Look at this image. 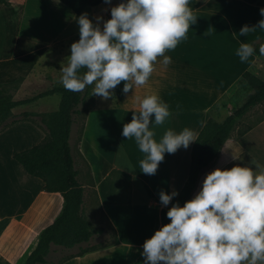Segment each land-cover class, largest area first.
<instances>
[{
  "label": "crops",
  "instance_id": "obj_1",
  "mask_svg": "<svg viewBox=\"0 0 264 264\" xmlns=\"http://www.w3.org/2000/svg\"><path fill=\"white\" fill-rule=\"evenodd\" d=\"M3 1L0 85L22 78L15 96L24 89H33L30 91L37 95L61 87V64L71 54L70 45L79 39L77 19L87 13L96 23L94 7H85L76 15L57 0ZM39 7L46 9L43 17ZM189 7L197 20L190 26L187 38L165 52L171 63L164 66L163 57H158L147 83L133 86L127 94L122 92L121 82L110 90L113 95L109 101L93 96L81 121L75 120L72 125L69 146L76 178L83 189L81 215L91 224L92 243L88 250L58 264H143L141 246L161 227L160 214L167 211L159 203V191L180 193L187 180L194 142L187 149L166 153L155 175L139 171L138 161L143 154L134 139L121 135L123 124L131 122L132 113L139 111L137 97L154 94L169 106L170 117L154 128L157 141L169 128L176 132L189 128L196 140L208 120L221 125L250 97L252 91L241 77L243 72L264 80V56L254 54L241 62L236 55L241 42L256 43L264 39V31L256 29L246 37L234 35L242 26L253 27L264 18L259 13L264 0L253 5L239 0H189ZM29 8L34 19L28 23L24 19ZM7 10L15 13V21L9 19ZM55 95L60 102V95L53 94L18 106L12 114H30L35 108H39V115L55 112L59 103L54 109L53 99L49 100ZM261 105L253 106L229 124L227 141L213 164L200 174L191 198L199 191L205 175L215 168L240 165L255 170L252 161L264 170ZM46 107L51 109L47 113ZM16 121L0 132V261L9 264L23 262L40 233L59 215L63 202L59 193L45 191L43 182L26 174L13 159L14 153L37 145L45 137L38 126L41 123L29 118ZM104 223L114 232L113 239L105 242L97 234Z\"/></svg>",
  "mask_w": 264,
  "mask_h": 264
},
{
  "label": "clouds",
  "instance_id": "obj_2",
  "mask_svg": "<svg viewBox=\"0 0 264 264\" xmlns=\"http://www.w3.org/2000/svg\"><path fill=\"white\" fill-rule=\"evenodd\" d=\"M259 13L264 17V7ZM110 17H96L93 23L85 13L77 19L79 39L70 45L71 54L59 70L65 90L78 93L93 86L92 96L107 100L121 82L125 94L145 85L157 58L169 65L171 57L165 52L186 39L197 20L189 0H121L110 8ZM256 29L264 31V18L234 35L246 37ZM256 52L252 44L241 42L236 55L246 62ZM258 54L264 56V44ZM136 99L139 111L123 124L121 135L134 139L143 154L139 171L155 175L165 154L187 149L195 142L194 133L169 128L157 141L154 128L170 117L169 106L154 94ZM251 163L255 170L240 165L213 169L182 206L172 202L178 191H159L169 223L144 240L139 252L143 264H264V170Z\"/></svg>",
  "mask_w": 264,
  "mask_h": 264
},
{
  "label": "trees",
  "instance_id": "obj_3",
  "mask_svg": "<svg viewBox=\"0 0 264 264\" xmlns=\"http://www.w3.org/2000/svg\"><path fill=\"white\" fill-rule=\"evenodd\" d=\"M60 4L78 15L85 7H95L104 0H57ZM253 5L257 0H239ZM121 2V0H120ZM0 4H6L0 0ZM264 44V39L252 43L257 50ZM83 70H81V74ZM243 81L250 87L252 94L239 108L231 112L226 120L217 124L208 120L198 134L190 155V165L187 180L180 191L176 202L182 206L186 200H190L197 189L200 174L208 168L218 157L222 145L228 139L227 128L235 119L250 110L253 106L264 102V80L251 72L245 71L241 75ZM22 82L19 78L10 83L1 84L0 87H12L16 92ZM93 86L78 93L65 90L63 86L54 87L37 95L22 100H14L12 97L0 98V121L12 116V110L18 106L26 105L38 99L60 95L57 111L38 115L41 124L38 125L45 132L44 139L37 145L14 153L13 159L23 168L29 176L40 179L44 184V190L51 193H59L62 196V209L55 221L46 227L39 235L34 248L25 257L21 264H46V257L51 246L68 248L72 245L88 243L92 236L90 222L81 215L83 189L77 181V173L73 166V158L69 146L71 127L75 123V117L86 112L87 100L93 102ZM30 114H24L21 118L27 119ZM16 119L0 127V132L14 124ZM166 213L161 212V226L169 223ZM110 230L113 232L111 226ZM113 239V236H112ZM81 249L80 252L88 250ZM69 257V256H68ZM67 258V257H66ZM65 259V258H64ZM0 264H9L0 261Z\"/></svg>",
  "mask_w": 264,
  "mask_h": 264
},
{
  "label": "rangeland",
  "instance_id": "obj_4",
  "mask_svg": "<svg viewBox=\"0 0 264 264\" xmlns=\"http://www.w3.org/2000/svg\"><path fill=\"white\" fill-rule=\"evenodd\" d=\"M118 3H120V0H111V4L102 3V4L92 8V11L96 15L95 16V22H96V17H102L103 20L110 19L111 17H108V14L110 15V8L113 7V6H116ZM39 9L40 10L38 11V13H39L40 16H42V14H44L46 9H41V7H39ZM3 15H4L3 12L0 11V17H2V19H3ZM7 15H8L9 19L11 18L10 19L11 21H15V13L11 12L10 10H7ZM33 17H34V14H32V12H31V10L29 8L28 14L26 15V19H24V20H26V22L29 23V22H31ZM40 19H42V18L40 17ZM100 26L102 27V23H101ZM263 70H264V65H263ZM30 90H33V89H24L23 91L19 92L15 96V92L13 91L12 87H2V88L0 87V98L12 97L13 99H15V98H22V97H27V96H31V95H35L36 94L35 92H32ZM50 99H53L51 101V104L54 107V109L57 108L58 103H59V96L55 95L52 98H49V100ZM109 100H110V98L107 99V101H109ZM87 101L88 102L86 104V107L89 106V100H87ZM259 104L260 105L262 104L261 107L264 108V102L259 103ZM30 107L31 106H29V108ZM25 108H27V107H25ZM44 110L47 113L51 109L49 107H46ZM45 111H42V114L45 113ZM256 111H258V110H256ZM25 113H22V112L16 113V112H14L12 116L7 117L4 120L0 121V127L2 125L6 124V123L11 122L13 119L21 118ZM29 113H30V115H32V116L29 117V119L33 120L36 123H41V119L38 116L39 114H41L39 112V108H35L33 112H29ZM82 118H83V115L80 114L77 117H75V120L81 121ZM97 234L100 235L99 238L102 239L104 242L108 241V240H111L112 236H113L112 231L110 230L109 226L106 223H104V225L99 228V230L97 231ZM100 242L101 241H97L96 240V243H100ZM91 243L92 242L89 241L88 243H83V244H80V245H72V246H70L68 248L51 246L50 252H49V254L46 257V260H47L46 264H58L64 258H66L68 256H71L73 254L79 253L81 251V249H83V248L89 247V245Z\"/></svg>",
  "mask_w": 264,
  "mask_h": 264
}]
</instances>
